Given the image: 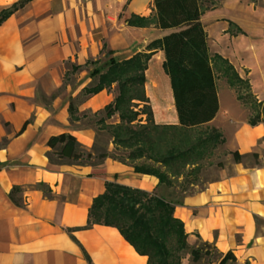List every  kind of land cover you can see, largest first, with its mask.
I'll list each match as a JSON object with an SVG mask.
<instances>
[{
  "label": "crops",
  "instance_id": "obj_1",
  "mask_svg": "<svg viewBox=\"0 0 264 264\" xmlns=\"http://www.w3.org/2000/svg\"><path fill=\"white\" fill-rule=\"evenodd\" d=\"M20 1L0 0V11ZM251 4L218 0L205 14H213V22L221 25L219 38L231 22L244 33L235 39L245 36L250 41L240 47L246 46L245 55L251 54L245 61L247 78L252 93L262 101L264 57L259 52L264 49V26L259 21L264 12ZM131 16L148 18L150 23L143 28L127 26L125 20ZM205 32L209 48L206 28ZM168 33L156 27L153 0H32L0 25V264H147L116 228H85L92 200L104 192L107 182L157 193L176 203L174 216L183 222L190 245L199 236L221 253L231 250L236 264H264V121L252 127L247 119L239 121L231 114L227 124L234 143L227 147L223 128L217 125L220 115L227 119L219 97L215 118L188 130H216L223 134L227 152L255 153L257 164L234 163L227 154L212 180L181 190L175 184L182 175L168 187L154 176L136 173L134 164H151L144 159L131 164L106 157L81 165L51 159L47 141L61 133L73 135L83 150L91 151L95 128L83 124L82 117L101 112L117 95L113 85L110 91L84 99L77 105L78 120L71 121L69 103L91 77L77 75L75 83L80 86L72 89L63 83L64 63L82 69L101 54L103 45L116 61L126 60ZM163 60V52L157 50L148 62L147 106L155 125L180 129ZM112 117V125L117 124L118 115ZM113 149L109 142L106 152ZM14 186L21 189L23 207L8 197Z\"/></svg>",
  "mask_w": 264,
  "mask_h": 264
},
{
  "label": "trees",
  "instance_id": "obj_2",
  "mask_svg": "<svg viewBox=\"0 0 264 264\" xmlns=\"http://www.w3.org/2000/svg\"><path fill=\"white\" fill-rule=\"evenodd\" d=\"M32 0H22L0 11V25L15 11ZM218 0H153L156 27L169 31L162 38L150 42L143 52L116 61L110 57L99 68L89 72L94 82L83 87L79 95L68 106L71 121H77V105L84 99L102 90L110 91L116 86L117 95L101 112L104 117L96 121L98 131H108L116 148L128 149L125 155L113 156L108 152L93 155L86 152L69 133L51 136L47 141L51 159L68 160L79 165L93 157L103 160L106 157L133 164L144 159L151 164H134L136 173L154 176L158 184L172 186L171 177L190 176L198 172L200 162L225 140L216 130H210L194 138L189 146L174 141L163 129L153 123L144 93L145 71L151 57L157 50L164 54L162 69L169 79L170 89L176 111L178 126L188 130L211 122L219 109L215 72L221 75L229 88L234 89L236 100L249 111L247 123L256 126L264 121V100L258 101L252 93L248 78H241L233 65L218 54L211 56L207 45V35L201 21V3H215ZM127 26L146 27L150 19L131 16L125 20ZM229 29L235 26L228 22ZM231 35H244L237 28ZM101 53L106 57L113 52ZM97 63L88 60L84 67ZM75 70L81 66L72 67ZM66 75V74H65ZM245 92V93H243ZM142 105L141 108L139 106ZM115 114L119 122L115 125L105 123ZM146 116V123L133 128ZM27 122L21 128L23 130ZM162 129V130H161ZM163 144V145H162ZM168 145L164 148V145ZM234 163H243L251 157L257 164V154L241 155L237 151L227 152ZM155 165H158L157 167ZM222 168V163L216 165ZM194 185L193 182L190 185ZM21 189L14 186L9 192L10 201L18 207L24 204L18 197ZM178 203V202H177ZM176 203L167 201L155 193L132 189L115 183H105V190L92 200L85 228L103 225L116 228L123 239L135 252L146 257L147 264H181L188 256L192 264H236L231 250L221 253L216 247L202 241L191 246L187 239L183 222L174 216ZM204 261V263H202ZM244 264H248L245 262Z\"/></svg>",
  "mask_w": 264,
  "mask_h": 264
},
{
  "label": "rangeland",
  "instance_id": "obj_3",
  "mask_svg": "<svg viewBox=\"0 0 264 264\" xmlns=\"http://www.w3.org/2000/svg\"><path fill=\"white\" fill-rule=\"evenodd\" d=\"M243 3H247V5H252L251 3H254V9L258 11H263L264 12V0H242ZM214 5L215 3H201V11H202V22L204 25V28H206L207 34H208V43H209V50L211 56L214 54L218 53L220 54L223 58H226L231 64L234 66V68L237 70L238 74L241 76V78H247L248 75V70L247 67H245V61L246 59L251 58V54L245 55L246 53V46L245 47H240V45H247L250 43V41L243 36H239L238 39H235L231 33H236V25L230 27V30H227L225 32H222L219 36V30L221 28V25H218L219 23L213 22V14H205L208 11H213L214 10ZM264 18V17H263ZM218 22V21H217ZM262 23V26H264V19H261L259 23ZM256 24V23H255ZM261 25V24H260ZM229 27V25H228ZM234 37V40H233ZM253 38V37H252ZM257 38L261 37H254L252 40H259ZM227 39L229 41H227ZM229 42V43H228ZM254 44L257 42L254 41ZM107 51V50H106ZM236 52L239 54H236ZM261 56L264 57V49L259 52ZM258 53V54H259ZM113 54V53H112ZM111 55H108L107 57L104 54H100L95 58V60H98L97 63L89 64L86 67H82V69L75 70L71 62H65L64 66L62 68H65V72L67 71L66 75L64 76L63 83L65 85H70L72 89L78 88L80 85H77L76 81V76L77 75H84L85 73H88L87 78L90 77L89 72L93 70L94 68H99L107 59H109ZM92 59V61H95ZM257 78H260V75H257ZM95 78H91V82H94ZM215 82H216V87H217V95L219 97V102H220V109H221V114H226L227 119L225 120L223 115H220L218 120H217V125L221 126L223 128V136L228 140V146L227 147H232L233 146V138L231 137V130L229 125L227 124V120L229 117H231V114L238 115V120L243 121L248 118L249 111L246 107L243 105L239 104L236 101V96H235V91L234 89H231L228 87L225 79L219 75L217 72H215ZM245 93V92H243ZM104 117V113L100 114H91V113H86L82 117L83 119V124L90 125L93 124L96 132L95 136V144L93 145V148L90 152L95 156L101 152H106L107 144L111 142L112 138L111 135L108 131H98V125L96 124V121H98L100 118ZM223 118V119H222ZM146 116L141 115L139 117L138 122H135L133 125V128H138L141 126L140 124H145L146 123ZM106 122L113 124L115 122V118H110L106 119ZM109 124V125H110ZM162 130V129H161ZM163 131L167 132L168 135L174 137V141L176 142H181V144H184V146H189L190 143L194 140L195 137L202 135L205 132H209L208 130H183V129H175L170 131V129H163ZM178 140V141H177ZM163 145V144H162ZM169 145V144H168ZM168 145L163 146L164 148H167ZM113 151L110 152L109 154L113 156H118V155H125L127 152H129L128 149L124 148H116L113 145ZM227 156V151L224 148V145H219L218 148L214 151H212L205 159L204 161L200 162V167L198 169V172L195 174H191L190 176H184L183 180L177 184L176 186L181 187L182 189H188L190 188V183L193 182L194 185L196 184H202L205 181L212 180L215 177L216 171L219 169L216 165L218 162L222 163V167L225 165V157ZM52 161H55V159H52ZM99 159H96L93 157L90 161L88 162H82V164H89V163H98ZM244 165H253L254 160L251 157H248L243 161ZM174 182H177L176 178L173 180ZM164 185V184H163ZM173 186V183L171 184ZM166 186V185H164ZM171 187V186H168ZM157 196L162 197L155 193ZM165 199L164 197H162ZM176 198H180V195L174 196V200ZM166 200V199H165ZM169 201V200H167ZM199 244L198 239L193 240V243L191 246H196ZM204 263V261L202 262ZM181 264H192L190 263V260L188 256H185L184 259H182ZM201 264V263H200Z\"/></svg>",
  "mask_w": 264,
  "mask_h": 264
}]
</instances>
